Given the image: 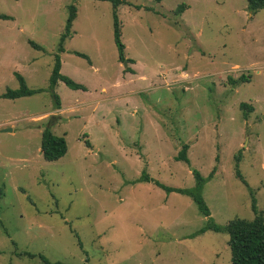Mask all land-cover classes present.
<instances>
[{
    "label": "rangeland",
    "instance_id": "1",
    "mask_svg": "<svg viewBox=\"0 0 264 264\" xmlns=\"http://www.w3.org/2000/svg\"><path fill=\"white\" fill-rule=\"evenodd\" d=\"M0 14V96L18 88L15 73L43 90L0 98V264H45L17 253L51 264H231L226 233L196 235L208 218L189 196L142 178L191 189L192 170L212 175L202 196L220 226L252 220V199L264 212V9L126 0L124 62L109 2L0 0ZM56 54L60 73L85 87L59 81V109L48 91ZM241 76L249 82L230 83ZM45 128L66 140L57 161L42 156ZM184 144L189 165L175 159Z\"/></svg>",
    "mask_w": 264,
    "mask_h": 264
},
{
    "label": "trees",
    "instance_id": "2",
    "mask_svg": "<svg viewBox=\"0 0 264 264\" xmlns=\"http://www.w3.org/2000/svg\"><path fill=\"white\" fill-rule=\"evenodd\" d=\"M103 2H109L112 6L113 12V38L114 43L118 50V59L121 62L125 61L124 58V44L121 41V26L117 15V10L121 5L126 4V0H98ZM159 1V0H157ZM247 9L250 13L256 14L259 10L264 9V0H246ZM178 12L183 11V5L177 8ZM76 18V9L74 6L69 7V14L66 21V27L63 34L60 37V43L58 47V53L64 52L63 44L66 39L71 34V27L73 21ZM0 19H9L6 15L0 14ZM31 46L36 50H41V47L31 43ZM77 55L86 58L85 55L78 53ZM61 60L59 54L54 57V65L52 73L49 78L48 91L50 92L52 98L54 99L56 109H59L60 102L59 97L54 93V89L57 83L63 82L67 87L72 90H85L83 85L77 84L66 76L60 73ZM15 78L18 82V88L15 90L8 89L3 93L0 98L3 99H18L22 97L32 96L34 94L40 93L43 90H32L28 88L25 79L18 73H15ZM232 85L236 86L240 83L249 82L247 77L241 76L239 79L234 80L229 78ZM243 111L244 118L248 117V113L252 111V108L246 104H240ZM89 147L90 144L86 143ZM41 153L45 160L47 161H57L62 158L67 152V143L64 137L56 136L52 133L49 128L43 129L41 133ZM188 145L184 144L176 156V161H181L189 165V159L187 157ZM239 161V155L237 157ZM194 177V187L191 189H172L163 186L158 181L150 179L146 174H143L142 181L153 182L156 186L164 189L166 192H178L189 196L194 204L196 205L199 213L208 218L207 225L200 229L196 235L203 234L206 231H213L216 233H226L229 236L228 246L231 253V264H264V212L258 210L255 199H252V210L254 212V218L252 220L244 219H233L230 220L225 226H220L212 222L210 218V211L203 199L202 190L205 182L211 178L209 175L207 178L203 177L199 171L192 170ZM241 179L242 177L238 175ZM243 180V179H242ZM245 183V181L243 180ZM18 258L27 257V259H32L38 257L45 264H51L45 260L41 255H33L30 253H17Z\"/></svg>",
    "mask_w": 264,
    "mask_h": 264
},
{
    "label": "water",
    "instance_id": "3",
    "mask_svg": "<svg viewBox=\"0 0 264 264\" xmlns=\"http://www.w3.org/2000/svg\"><path fill=\"white\" fill-rule=\"evenodd\" d=\"M5 131H7V132H10V131H11V129H7V130H5Z\"/></svg>",
    "mask_w": 264,
    "mask_h": 264
}]
</instances>
